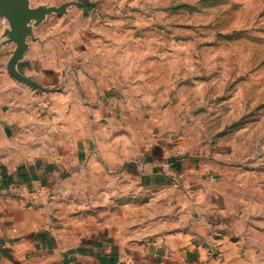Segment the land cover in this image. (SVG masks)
Wrapping results in <instances>:
<instances>
[{"label":"crops","instance_id":"obj_1","mask_svg":"<svg viewBox=\"0 0 264 264\" xmlns=\"http://www.w3.org/2000/svg\"><path fill=\"white\" fill-rule=\"evenodd\" d=\"M7 2L0 264H264V226L230 166L175 146L133 104L140 84L103 59L101 37L51 26L50 12L12 63Z\"/></svg>","mask_w":264,"mask_h":264},{"label":"rangeland","instance_id":"obj_2","mask_svg":"<svg viewBox=\"0 0 264 264\" xmlns=\"http://www.w3.org/2000/svg\"><path fill=\"white\" fill-rule=\"evenodd\" d=\"M47 2L46 23L101 37L175 146L230 166L264 226V0Z\"/></svg>","mask_w":264,"mask_h":264},{"label":"water","instance_id":"obj_3","mask_svg":"<svg viewBox=\"0 0 264 264\" xmlns=\"http://www.w3.org/2000/svg\"><path fill=\"white\" fill-rule=\"evenodd\" d=\"M5 2V0H2ZM10 7L9 15L12 26L11 37L17 41V48L11 58V62H15L22 54L26 47L25 38L31 34V25L29 22L35 19V23H38L43 17L55 10L58 13L61 12L62 7L55 6H41L32 8L29 6L28 0H7ZM6 4V3H3ZM7 5V4H6Z\"/></svg>","mask_w":264,"mask_h":264}]
</instances>
